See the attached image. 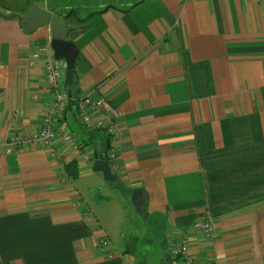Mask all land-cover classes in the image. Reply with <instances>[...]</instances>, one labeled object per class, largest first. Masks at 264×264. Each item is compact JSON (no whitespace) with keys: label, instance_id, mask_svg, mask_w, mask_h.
<instances>
[{"label":"crops","instance_id":"crops-1","mask_svg":"<svg viewBox=\"0 0 264 264\" xmlns=\"http://www.w3.org/2000/svg\"><path fill=\"white\" fill-rule=\"evenodd\" d=\"M42 7L66 18L75 44L77 83L67 90L105 97L119 113L109 181L125 197L141 188V214L165 221L171 247L186 239L194 264H264V0ZM21 14L0 17V264H142L113 245L108 201L94 210L84 198L112 196L83 159L95 145L74 107L56 128L84 151L61 138L52 146L61 159L36 142L5 151L12 136L41 128L54 98L44 61L29 63L51 45L49 27L26 31ZM206 214L213 236L193 228Z\"/></svg>","mask_w":264,"mask_h":264},{"label":"built area","instance_id":"built-area-1","mask_svg":"<svg viewBox=\"0 0 264 264\" xmlns=\"http://www.w3.org/2000/svg\"><path fill=\"white\" fill-rule=\"evenodd\" d=\"M48 52L49 46H39L32 52L29 61L30 65H34L40 60L44 61L46 80L54 92V98L45 109L42 126L32 133L12 136L5 143V151L7 153L12 152L19 145L26 144L27 142H36L48 148L53 157L61 159L63 158V153L57 152L52 148L53 144L60 138L74 149L84 151L85 146L76 140L69 131L61 132L56 128L57 121L64 117L69 105L72 104L77 118L84 126L89 129H104L111 134L112 140L108 155L111 167L116 169L118 167V161L114 137L118 135L119 131V113L117 109L105 97L95 96L93 93H88L80 98L71 97L67 90L65 79L67 63L63 60L50 57L47 54ZM91 158L92 154H83V159L92 167L93 160ZM63 167H65V164H63ZM193 228L197 232L213 236L215 225L213 219L206 214L197 217ZM100 245L106 248L109 246V242L107 239L102 238L100 239ZM169 253L174 258L172 261L174 264L195 263L194 259L189 255V245L186 239H181L179 242L173 243Z\"/></svg>","mask_w":264,"mask_h":264},{"label":"rangeland","instance_id":"rangeland-1","mask_svg":"<svg viewBox=\"0 0 264 264\" xmlns=\"http://www.w3.org/2000/svg\"><path fill=\"white\" fill-rule=\"evenodd\" d=\"M84 1L88 0H0V10L9 8L11 13H21L23 6L31 2L41 6L47 4L52 7L62 4L64 7H74ZM49 47L51 48L50 44ZM104 183L106 185L105 192L112 196L111 199L100 198L97 200L92 191L84 193V198L94 210L96 207L103 210L105 207L104 203L108 201V207L112 209V232L108 234L112 238L113 245L117 246V249L119 247L123 249H126V247L131 248L137 261H142V264L160 263L171 249L172 237L168 238L170 227L164 220L156 217H149L146 220L138 209L137 204L133 201V192L131 194L128 193L125 197L118 182L105 180ZM88 184L86 180L85 185L87 186ZM106 193L105 196H107ZM123 233L125 234L124 239L121 237Z\"/></svg>","mask_w":264,"mask_h":264},{"label":"water","instance_id":"water-1","mask_svg":"<svg viewBox=\"0 0 264 264\" xmlns=\"http://www.w3.org/2000/svg\"><path fill=\"white\" fill-rule=\"evenodd\" d=\"M15 13H2L0 17L11 18ZM21 26L26 31H33L36 28L47 26L51 33V48L54 51V55L57 59H65L67 63L66 69V83L71 84L74 81V75L76 74L74 60L77 56V51L74 52L72 58V50L75 44L68 38L70 28L67 20L59 13L53 12L41 5L35 3L30 6L22 15L20 20ZM71 95V92L69 91ZM93 169L101 171L106 180H114L115 176L112 173L110 163L103 157L98 158L93 163ZM142 192L141 188L133 191V201L137 205L142 203V199L139 197ZM164 264H174L170 261L169 257L165 256Z\"/></svg>","mask_w":264,"mask_h":264},{"label":"trees","instance_id":"trees-1","mask_svg":"<svg viewBox=\"0 0 264 264\" xmlns=\"http://www.w3.org/2000/svg\"><path fill=\"white\" fill-rule=\"evenodd\" d=\"M76 83H77V76L75 74L74 81L71 84H66V86L73 87ZM73 95L74 94L72 93L71 97H73ZM88 133L91 135V139H90L91 141H89L88 143L91 144L90 142H93L95 145V147H93L94 150H93L92 158L98 159L103 157L104 159H109L108 152L111 147V138H112L111 134L104 129H91ZM76 164H77L76 162H72L65 165L64 170L69 176H74L78 172L77 169L78 165ZM166 256L169 257L170 261L174 260V258L170 255L169 252L166 253ZM164 263H165V258L158 264H164Z\"/></svg>","mask_w":264,"mask_h":264},{"label":"flooded vegetation","instance_id":"flooded-vegetation-1","mask_svg":"<svg viewBox=\"0 0 264 264\" xmlns=\"http://www.w3.org/2000/svg\"><path fill=\"white\" fill-rule=\"evenodd\" d=\"M34 4V3H33ZM33 4H27V5H25V6H23V8H22V14L21 15H23V13L30 7V6H32ZM22 17V16H21Z\"/></svg>","mask_w":264,"mask_h":264},{"label":"bare ground","instance_id":"bare-ground-1","mask_svg":"<svg viewBox=\"0 0 264 264\" xmlns=\"http://www.w3.org/2000/svg\"><path fill=\"white\" fill-rule=\"evenodd\" d=\"M70 107H74L73 105H69V107H68V109L70 108ZM68 111V110H67ZM67 113V112H66ZM112 137V136H111ZM111 140H112V138H111ZM92 153H93V151H92ZM92 160H93V163H94V161L96 160V159H93V158H91ZM106 160H108L109 161V163H110V160L109 159H106ZM92 167H93V165H92ZM110 167H111V163H110ZM112 168V167H111ZM109 242V241H108ZM168 257V256H167Z\"/></svg>","mask_w":264,"mask_h":264}]
</instances>
